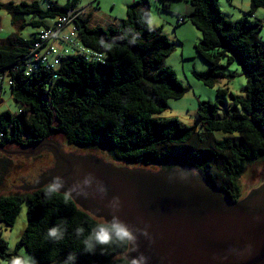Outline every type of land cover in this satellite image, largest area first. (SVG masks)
I'll list each match as a JSON object with an SVG mask.
<instances>
[{"label":"trees","instance_id":"1","mask_svg":"<svg viewBox=\"0 0 264 264\" xmlns=\"http://www.w3.org/2000/svg\"><path fill=\"white\" fill-rule=\"evenodd\" d=\"M170 1L163 0L162 10L175 14ZM44 2L0 1V9L13 15L14 24L23 21L21 28L36 29L28 37L13 34L0 43V81L8 82L19 105L14 114L0 113V147L34 148L60 138L79 153L98 151L104 156L94 155L117 166L158 171L184 165L234 201L245 198L241 179L250 165L264 160V44L259 38L264 26L256 18L257 11L264 10V0H251L250 11L236 21L222 12L219 0H192L191 13L177 15L202 35L196 52L209 68L194 70L196 79L214 88L226 78L224 60L238 61L246 78L244 95L232 93L229 106L220 99L200 102L194 126L161 118L168 102L182 99L189 88L164 66L175 43L162 28L142 20L145 12L151 14L150 0H136L127 6L126 19L107 25H92L93 13L78 18L76 44L54 67L31 60V50L43 30L79 9L80 0H68L64 6ZM25 16L33 20L28 23ZM229 92L219 89L217 96ZM215 133L226 137L217 139ZM24 203L28 225L13 253L0 232V258L9 264L21 249L39 264H63L70 253L76 255V264H127V244L85 252L83 242L101 219L83 211L68 195H49L48 186L0 195V223L13 227ZM62 222L67 229L64 238H48L47 230ZM77 227L84 229L79 238Z\"/></svg>","mask_w":264,"mask_h":264},{"label":"water","instance_id":"2","mask_svg":"<svg viewBox=\"0 0 264 264\" xmlns=\"http://www.w3.org/2000/svg\"><path fill=\"white\" fill-rule=\"evenodd\" d=\"M50 141L21 152L0 147L5 155L28 157L49 148L55 160L52 168L11 188L41 189L61 177L64 188L58 192L97 219H111L108 202L119 196L117 214L133 227H146L150 237H139V252L129 245L127 256L142 252L149 264H264V183L237 202L184 165L158 171L117 166L94 154H66ZM89 173L107 186L103 199L94 188L85 189L87 198L70 192Z\"/></svg>","mask_w":264,"mask_h":264},{"label":"rangeland","instance_id":"3","mask_svg":"<svg viewBox=\"0 0 264 264\" xmlns=\"http://www.w3.org/2000/svg\"><path fill=\"white\" fill-rule=\"evenodd\" d=\"M2 3H13L19 5L23 2L32 3L38 1L44 6V0H0ZM59 5L64 6L68 0H53ZM91 1V2H90ZM243 1L247 3V11L251 9V0H235L236 3L242 4ZM89 2V3H88ZM178 3L180 0H175L173 3ZM151 3V27L161 28L164 26V34L168 32L171 36L175 35L174 28L171 27L174 16L171 12L162 10L163 0L158 3L150 0ZM175 3V4H176ZM221 10L226 14L227 18L231 21H236L240 17H232L231 15V0H220ZM92 5V8H99V11L106 16V18L114 21H121L127 18V4L126 0H80L79 8H85ZM259 20H261L264 26V10L260 9ZM237 16V15H236ZM243 16V15H242ZM172 18V19H171ZM26 22L33 20L32 16H25ZM51 24L52 20H48ZM23 21H18L17 24L13 23V15L6 9H0V43L4 42L9 36L13 34H19L23 37H28L36 29L31 25L26 28H21ZM183 28V27H182ZM180 28V30L182 29ZM187 39H190L189 33H185ZM175 37V36H174ZM172 37V38H174ZM260 41L264 44V27L259 34ZM174 42V41H172ZM185 45V54L182 56L181 48H176L169 58L164 62V66L172 68L177 75L178 80L187 88L189 92L180 100H171L168 102V109L161 116V118H177L188 126H194L198 123L197 110L200 102L215 103L219 99L223 101L226 106L232 103V93L235 95L243 96V90L246 86V78L243 75L242 68L238 61L226 65V78H223L221 82L216 83L214 88L206 87L202 81L196 79L193 74V65L196 64L199 71H207L209 66L207 63L197 54L192 42L184 39L182 42ZM196 57V58H195ZM207 65V70L204 65ZM1 83V81H0ZM231 86L232 93L229 92L225 97L218 98L217 92L219 89H227ZM19 110V105L13 100L11 95V88L8 82L0 84V113L10 111L16 113ZM201 128H199L200 130ZM217 139H223L226 136L222 133H215ZM51 144L57 146H63V152L66 154H79L78 151L65 145L60 139H54L50 141ZM46 148L39 157H28L22 154L5 155L0 152V195H11L15 193H29L36 191H21L14 190L13 188H20L23 183L44 173L48 169L54 166L55 160L52 154V150ZM11 152H21L22 148H9ZM94 154L104 156L95 151ZM103 158V157H102ZM106 157H104L105 159ZM108 160L107 158L105 159ZM109 161V160H108ZM264 183V160L254 163L249 166L245 174L241 179L243 197H246L251 190L258 188ZM28 203H24L20 209L18 218L13 227H7L5 224L0 223V232L2 238L8 243V252L13 253L16 250V246L20 241L23 233L28 225ZM19 254L30 256L24 249L18 251ZM31 257V256H30ZM0 264H9L6 260L0 258ZM37 264H39L37 262Z\"/></svg>","mask_w":264,"mask_h":264},{"label":"clouds","instance_id":"4","mask_svg":"<svg viewBox=\"0 0 264 264\" xmlns=\"http://www.w3.org/2000/svg\"><path fill=\"white\" fill-rule=\"evenodd\" d=\"M142 20L151 25V14L145 12ZM131 42L134 43V40ZM62 188H64L62 178L55 177L48 185V193L51 195L52 193L60 191ZM89 188H94L95 194L102 199L108 193L107 186L103 182L96 180V178L90 173L83 175L81 180L70 189V192H76L87 198L90 193L85 189ZM107 206L110 210L111 219L101 218V222L91 228L88 238L83 242L85 252H94L97 246H107L113 243L133 246L130 248V251L139 252V237L143 236L146 239H150L147 228L133 227L121 219L117 214L122 207V202L119 196H113ZM66 230L67 229L62 222L50 227L47 230V237L53 241L62 240ZM83 232L84 229L82 227H77L75 235L79 238ZM125 259L127 260V264H149L150 258L140 252L136 256H125ZM76 260V255L70 253L65 258L63 264H76ZM11 264H37V261L33 257L21 254L14 256L11 259Z\"/></svg>","mask_w":264,"mask_h":264},{"label":"built area","instance_id":"5","mask_svg":"<svg viewBox=\"0 0 264 264\" xmlns=\"http://www.w3.org/2000/svg\"><path fill=\"white\" fill-rule=\"evenodd\" d=\"M89 8L92 9V5L69 11L52 28L43 30L39 36V41L31 50V60L52 67L56 66L60 57L67 55L70 48L76 44L77 32L74 23L78 18L90 15L91 10ZM179 23H182L181 19ZM77 48L81 49L78 46Z\"/></svg>","mask_w":264,"mask_h":264},{"label":"crops","instance_id":"6","mask_svg":"<svg viewBox=\"0 0 264 264\" xmlns=\"http://www.w3.org/2000/svg\"><path fill=\"white\" fill-rule=\"evenodd\" d=\"M135 1L136 0H126V4L130 5V4L134 3ZM173 1H175V0L170 1L171 9H172L173 13H175V14H172L174 16V18H173V22H171V27H173L174 31H176L175 35H174L175 37L171 36V34H169L170 28L168 30H166L168 32H165V35L169 38L170 41H174L176 48H181L182 56H184L185 45L182 43L184 41V39L192 42L193 47H195V50H196V45L201 40L202 35H201V32L199 30H197L190 22L185 21L183 23H179V17L177 15L184 16V15L190 14L192 11V6H191L192 0H180L178 5L176 2H175L176 4L173 3ZM158 2H156V3H158ZM92 9H93V11H92ZM92 9L89 8V10H91V13H93L92 17H91L92 22H93L92 25H107V24L117 22V21H114L112 19L106 18V16L99 11V8L95 7ZM231 10H232L231 11L232 17H240V18L242 17V15H244V13H247L249 11V10L247 11L246 1L245 2L243 1L242 4H238L235 2V0H231ZM259 13H260V11H257V13H256L257 19H259V15H258ZM161 28L163 29V31H165L164 26H161ZM180 28H182V29L180 30ZM185 33H189L190 39H187V37L185 36ZM172 37H174V38H172ZM203 65H204V67H206L205 70H207L208 64L207 65L203 64ZM194 70H198L196 64L193 65L192 72ZM221 81H222V79H220L218 82H221ZM227 89H229V91L232 93V89H231L230 85L228 86Z\"/></svg>","mask_w":264,"mask_h":264},{"label":"flooded vegetation","instance_id":"7","mask_svg":"<svg viewBox=\"0 0 264 264\" xmlns=\"http://www.w3.org/2000/svg\"><path fill=\"white\" fill-rule=\"evenodd\" d=\"M39 157V156H38Z\"/></svg>","mask_w":264,"mask_h":264}]
</instances>
